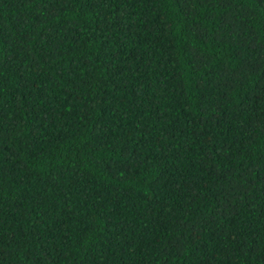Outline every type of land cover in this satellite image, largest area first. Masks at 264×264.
<instances>
[{
    "label": "trees",
    "instance_id": "1",
    "mask_svg": "<svg viewBox=\"0 0 264 264\" xmlns=\"http://www.w3.org/2000/svg\"><path fill=\"white\" fill-rule=\"evenodd\" d=\"M0 264H264V0H0Z\"/></svg>",
    "mask_w": 264,
    "mask_h": 264
}]
</instances>
